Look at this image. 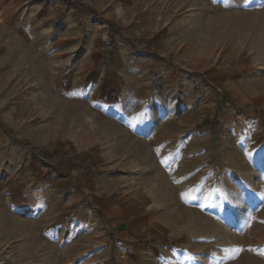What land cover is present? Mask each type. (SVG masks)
<instances>
[{
    "label": "rangeland",
    "instance_id": "1",
    "mask_svg": "<svg viewBox=\"0 0 264 264\" xmlns=\"http://www.w3.org/2000/svg\"><path fill=\"white\" fill-rule=\"evenodd\" d=\"M0 264H264V0H0Z\"/></svg>",
    "mask_w": 264,
    "mask_h": 264
},
{
    "label": "crops",
    "instance_id": "2",
    "mask_svg": "<svg viewBox=\"0 0 264 264\" xmlns=\"http://www.w3.org/2000/svg\"><path fill=\"white\" fill-rule=\"evenodd\" d=\"M242 1L246 2L247 0H242ZM154 63H162V62H154ZM66 137H67L66 138L67 145H65V143L61 145V152H62L61 154H66L67 161H69V163L70 162L73 163L76 160L77 161L87 160L88 156L90 155L95 156L94 158L97 157L95 155L97 153L95 149L96 147H99L98 146L99 144L96 143L94 140H92L89 136H87L84 131L72 130L67 134ZM79 140L82 142V145L78 143ZM75 144H77L78 148L80 149H75L77 148ZM54 153H55L54 154L55 157L53 158L55 159V161L51 162L52 166H55V164H58V161H56V156L59 152L55 149ZM73 167H74V164L67 166V168L61 167L59 165L58 172L61 174H65L67 176V180H68V177L72 176L73 182H74L73 185L75 187V190L82 191V192H79L80 196L77 198V200L83 204L81 208L79 209V218L77 219V224L83 226V228L87 230V225H88L87 217H88V214H91V213L90 212L87 213L85 212V210L92 209V208H98L100 206L108 207L110 199L109 201L107 200L109 196L107 192H113L115 189H110V186L113 185L112 179H106L104 177L98 178L97 176L93 180V182L90 183L87 176L83 175V172H80L79 170H75L73 169ZM89 193H92L94 195V197L90 201V204H91L90 206L86 205L88 204L87 195ZM65 206L67 207V205ZM55 208L56 207L52 208L54 212H55ZM61 208L62 207L60 206V209ZM92 219L95 220V217L92 216ZM104 221H105V225L108 227L107 235H116L119 239L122 235H124L120 227V224L122 223L121 219L120 217H118V215H116V213H114L112 209H108L107 211H105ZM104 221H102L103 224H104ZM61 235H70V232L68 233L66 229L63 231ZM76 235H82V231L77 232Z\"/></svg>",
    "mask_w": 264,
    "mask_h": 264
},
{
    "label": "trees",
    "instance_id": "3",
    "mask_svg": "<svg viewBox=\"0 0 264 264\" xmlns=\"http://www.w3.org/2000/svg\"><path fill=\"white\" fill-rule=\"evenodd\" d=\"M88 10L93 16H95V17L98 16L97 13L94 10H91V9H88ZM113 44H114V42L111 40L108 44L104 45V48L105 49H110V48L113 47ZM147 56H149V55H147ZM149 57H151L154 62H165L164 60H162L159 57L154 56V55H151ZM207 129L210 130L209 128H207ZM115 236L116 235H113V237H115Z\"/></svg>",
    "mask_w": 264,
    "mask_h": 264
},
{
    "label": "bare ground",
    "instance_id": "4",
    "mask_svg": "<svg viewBox=\"0 0 264 264\" xmlns=\"http://www.w3.org/2000/svg\"><path fill=\"white\" fill-rule=\"evenodd\" d=\"M236 208H237V210H236ZM242 213H243V211H242V207H235L234 208V214H235V218L236 219H239L241 216H242ZM177 218H180L178 215L176 216Z\"/></svg>",
    "mask_w": 264,
    "mask_h": 264
},
{
    "label": "snow or ice",
    "instance_id": "5",
    "mask_svg": "<svg viewBox=\"0 0 264 264\" xmlns=\"http://www.w3.org/2000/svg\"><path fill=\"white\" fill-rule=\"evenodd\" d=\"M237 251H239V249H237Z\"/></svg>",
    "mask_w": 264,
    "mask_h": 264
}]
</instances>
